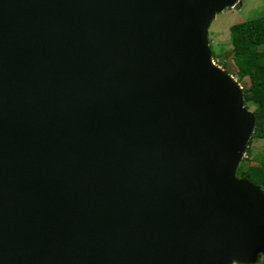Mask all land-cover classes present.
<instances>
[{
    "label": "water",
    "instance_id": "1",
    "mask_svg": "<svg viewBox=\"0 0 264 264\" xmlns=\"http://www.w3.org/2000/svg\"><path fill=\"white\" fill-rule=\"evenodd\" d=\"M236 1L0 0V264L264 255L255 118L207 40Z\"/></svg>",
    "mask_w": 264,
    "mask_h": 264
},
{
    "label": "trees",
    "instance_id": "2",
    "mask_svg": "<svg viewBox=\"0 0 264 264\" xmlns=\"http://www.w3.org/2000/svg\"><path fill=\"white\" fill-rule=\"evenodd\" d=\"M231 46V60L234 65L236 81L240 84L245 78L246 85L241 87L243 104L246 108L252 105L251 113L255 118L254 128L247 145L252 137L264 138V13L231 23L228 26ZM210 43V40L208 38ZM212 58L217 54L209 44ZM225 62L220 64L224 68ZM228 72V71H227ZM229 73V72H228ZM231 74V73H229ZM245 154L249 155L248 146ZM243 159V158H242ZM239 161L235 174L250 182L263 187L264 182V152L257 155L256 167L244 166ZM253 264H264V255L259 254Z\"/></svg>",
    "mask_w": 264,
    "mask_h": 264
},
{
    "label": "rangeland",
    "instance_id": "3",
    "mask_svg": "<svg viewBox=\"0 0 264 264\" xmlns=\"http://www.w3.org/2000/svg\"><path fill=\"white\" fill-rule=\"evenodd\" d=\"M264 13V0H240L233 7L225 8L223 11L216 13L210 22L207 30V37L213 51L217 54L216 58H212L214 64L221 67L226 72L231 73V77L236 79L234 65L231 60V46L229 42L228 26L236 21ZM264 50V45L261 46ZM225 62L224 68L220 65ZM244 78L239 84L240 87L246 85ZM252 105L248 106V110H252ZM248 146L250 154H244L242 164L244 166L256 167L258 165L257 155L264 152V138L252 137Z\"/></svg>",
    "mask_w": 264,
    "mask_h": 264
},
{
    "label": "clouds",
    "instance_id": "4",
    "mask_svg": "<svg viewBox=\"0 0 264 264\" xmlns=\"http://www.w3.org/2000/svg\"><path fill=\"white\" fill-rule=\"evenodd\" d=\"M239 1H240V0H237V1L234 3V5H236L237 2H239ZM234 5H233V6H234ZM233 6H231V7H233ZM226 8H229V7H226ZM224 9H225V8H224ZM224 9H223V10H224ZM223 10H222V11H223ZM212 20H213V19H212ZM207 40H208V37H207ZM208 45H209V41H208ZM209 49H210V48H209ZM211 58H212V55H211ZM227 73H228V72H227ZM228 74H229V73H228ZM230 76H231V75H230ZM232 78H233V77H232ZM235 80H236V79H235ZM236 82H237V81H236ZM237 83H238V82H237ZM250 112H251V111H250ZM245 152H246V151H245ZM262 189L264 190V186L262 187Z\"/></svg>",
    "mask_w": 264,
    "mask_h": 264
}]
</instances>
